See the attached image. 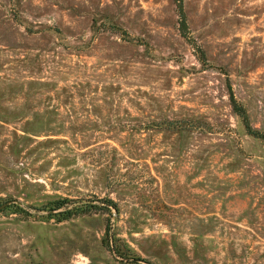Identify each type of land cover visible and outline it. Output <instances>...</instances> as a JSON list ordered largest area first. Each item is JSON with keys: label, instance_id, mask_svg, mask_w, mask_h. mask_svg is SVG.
<instances>
[{"label": "rangeland", "instance_id": "1", "mask_svg": "<svg viewBox=\"0 0 264 264\" xmlns=\"http://www.w3.org/2000/svg\"><path fill=\"white\" fill-rule=\"evenodd\" d=\"M7 202L0 264H264V0H0Z\"/></svg>", "mask_w": 264, "mask_h": 264}, {"label": "trees", "instance_id": "2", "mask_svg": "<svg viewBox=\"0 0 264 264\" xmlns=\"http://www.w3.org/2000/svg\"><path fill=\"white\" fill-rule=\"evenodd\" d=\"M233 107H234V111L235 113L238 115V117L241 120V123L244 127V129L246 130L247 134L253 137L258 138L259 134L256 130H254L251 125H250V121H249V117L248 114L246 113L245 109L237 104L235 101H233ZM76 203V202H72V200L69 199H54L49 201L45 206H44V210H48L51 213V217H54L57 219L58 222H63L66 220L71 219L73 216H76L78 214L81 213H88L91 210H97V209H106L108 211H110L111 208H115L116 210H118V205L112 201L111 199L108 200H104V206L100 207L97 206L93 203H82V202H77V203H82L80 205L74 206L73 208H70V205ZM15 204V203H14ZM9 207V206H7ZM6 207V208H7ZM65 210H62L63 208H65ZM19 209H22L21 207H17Z\"/></svg>", "mask_w": 264, "mask_h": 264}, {"label": "water", "instance_id": "3", "mask_svg": "<svg viewBox=\"0 0 264 264\" xmlns=\"http://www.w3.org/2000/svg\"><path fill=\"white\" fill-rule=\"evenodd\" d=\"M13 203H16V202H7V203L3 204L2 206H0V210L3 208H6L8 205H11Z\"/></svg>", "mask_w": 264, "mask_h": 264}]
</instances>
